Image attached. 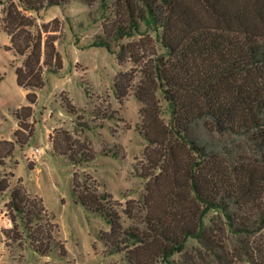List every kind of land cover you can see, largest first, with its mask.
I'll return each mask as SVG.
<instances>
[{
	"label": "trees",
	"instance_id": "16d2710c",
	"mask_svg": "<svg viewBox=\"0 0 264 264\" xmlns=\"http://www.w3.org/2000/svg\"><path fill=\"white\" fill-rule=\"evenodd\" d=\"M69 1L4 2L5 49L22 58L14 73L26 103L13 111V138H0V163L34 136L37 89L45 85V71L63 65L56 44L61 19L38 23L30 11ZM111 11L93 45L106 47L119 64H131L116 73L112 87L120 103L131 91L142 103L139 130L147 144L145 163L137 169L144 192L141 200L122 203L100 190L90 174L81 177L77 171L71 191L75 202L106 218L109 228L100 229L98 237L108 253H123L127 264H161L184 249L188 236H203V217L211 207L228 218L232 205L264 208V0H114ZM158 90L170 105L169 122L161 116ZM64 105L78 116L69 96ZM49 140L72 164L96 156L90 140L66 128L55 127ZM10 176L14 173L0 178V194L8 190ZM118 206L131 224H124ZM3 212L8 239L19 246L26 242L39 255L54 247L65 254L54 215L21 177Z\"/></svg>",
	"mask_w": 264,
	"mask_h": 264
},
{
	"label": "rangeland",
	"instance_id": "374dc122",
	"mask_svg": "<svg viewBox=\"0 0 264 264\" xmlns=\"http://www.w3.org/2000/svg\"><path fill=\"white\" fill-rule=\"evenodd\" d=\"M114 0H94L86 4L71 0L39 12L30 11L38 23L55 16L61 19L63 31L56 41L63 65L55 72L45 71V85L37 89L34 105L35 134L23 146L16 145L11 156L0 163V178L13 172L10 186L0 194V264H127L123 253H108L99 239L100 229H108L106 218L75 202L71 181L73 171L81 177L90 174L100 190L111 192L124 203L141 200L145 179L138 167L145 163L146 138L139 130L142 103L131 91L120 103L114 94L113 79L131 64H119L104 46L93 45L102 34V22L112 16ZM5 0H0V18ZM145 23L141 22V30ZM155 34L154 31H150ZM135 36H138L136 34ZM126 40V39H124ZM9 37L0 22V138L12 139L17 128L13 111L26 103V90L16 83L15 65L22 58L5 49ZM159 51H164L157 44ZM86 92V93H85ZM161 116L171 120V108L163 93H157ZM69 96L78 107V116L69 112L64 100ZM83 125H80L82 124ZM55 127L68 129L74 137L90 140L96 153L93 160L72 164L54 151L49 134ZM231 139H229L230 141ZM241 144L230 143L229 147ZM235 154H238L236 151ZM18 177L30 194L43 198L46 208L58 223L57 237L63 242L65 254L54 247L48 255H39L26 242L23 246L8 239L4 203ZM118 206L125 225L131 219ZM231 218L219 207H211L203 217L202 237L188 236L185 247L174 252L170 261L161 264H264V208L230 207ZM6 242V243H5Z\"/></svg>",
	"mask_w": 264,
	"mask_h": 264
}]
</instances>
